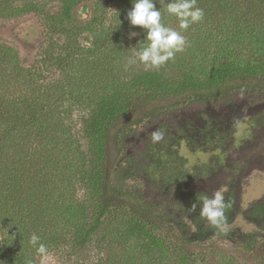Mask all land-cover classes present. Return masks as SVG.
I'll list each match as a JSON object with an SVG mask.
<instances>
[{"label":"trees","instance_id":"trees-1","mask_svg":"<svg viewBox=\"0 0 264 264\" xmlns=\"http://www.w3.org/2000/svg\"><path fill=\"white\" fill-rule=\"evenodd\" d=\"M197 4L185 50L144 70L127 64L146 36L126 19L132 0H0V21L33 17L40 36L25 62L0 41V264H41L32 234L75 263L91 246L93 264H160V245L187 264L201 249L144 197L122 144L165 111L264 92V0Z\"/></svg>","mask_w":264,"mask_h":264},{"label":"rangeland","instance_id":"rangeland-1","mask_svg":"<svg viewBox=\"0 0 264 264\" xmlns=\"http://www.w3.org/2000/svg\"><path fill=\"white\" fill-rule=\"evenodd\" d=\"M78 11L81 19L90 14L83 5ZM1 40L15 42L24 62L30 61L40 41L35 19L23 25L0 21ZM157 129L164 139L152 143L150 133ZM122 144L144 197L161 207L180 236L202 245L187 264H264V92L165 111L123 136ZM217 190L229 205L222 229L199 215L203 195ZM196 202V212H189ZM96 252L91 246L79 263L49 253L45 264H93ZM156 252L160 264H185L169 246Z\"/></svg>","mask_w":264,"mask_h":264},{"label":"clouds","instance_id":"clouds-1","mask_svg":"<svg viewBox=\"0 0 264 264\" xmlns=\"http://www.w3.org/2000/svg\"><path fill=\"white\" fill-rule=\"evenodd\" d=\"M158 2L163 5V9L156 8V0H132V7L127 12L126 19L132 27L144 30L146 36L142 42L132 48L133 56L127 61L129 66L138 61L144 65L146 70H149L174 61L176 55L183 52L188 43L182 33L204 19V10L198 6L197 0H169L167 3L165 0H158ZM164 12L176 18L179 30L168 27L162 22ZM136 35V32L130 33L133 38ZM164 135V132L159 129L152 131L150 133L151 142H161ZM197 207L196 202L187 210L196 212ZM227 207L229 205L225 201L223 191L217 190L211 197L203 195L199 204V215L212 226L222 229L226 221L225 209ZM29 243L36 248L41 257V264H45L49 255L47 246L36 234H32Z\"/></svg>","mask_w":264,"mask_h":264}]
</instances>
